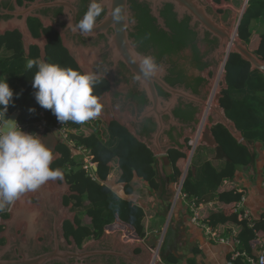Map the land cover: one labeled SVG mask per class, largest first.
Masks as SVG:
<instances>
[{"label": "trees", "instance_id": "16d2710c", "mask_svg": "<svg viewBox=\"0 0 264 264\" xmlns=\"http://www.w3.org/2000/svg\"><path fill=\"white\" fill-rule=\"evenodd\" d=\"M216 1L219 3L231 0ZM259 19L264 21V0H248L237 35L251 51L264 59V53L259 55L258 51L251 49L255 44L253 22ZM40 55L39 49L35 46L26 52L20 34L13 31L0 34V80L7 79L13 90L12 102L7 106L5 115L9 118L16 109H20L19 124L23 125L28 133L37 135L41 123L46 125L48 133L59 121L50 109H44L36 102L32 77L37 69L33 67L28 70L27 62L36 59L80 70L78 63L58 36H50L46 58L42 60ZM224 72L228 88L223 90L221 106L242 132L245 141L264 146V74L259 70H251L250 63L235 53H230ZM30 108H34L35 111L30 112ZM64 124L70 130L69 138L75 145L85 147L91 152L96 174L100 179L95 181L86 173L81 162L76 160L73 146H69L67 142L59 144L60 158L52 168L63 171L70 188L78 193L74 195L73 204L74 208L80 211V217L76 218L78 229L75 230L74 224L68 225V229L71 228L82 242L89 236L95 238L103 236L108 228L120 221V224L124 223L133 229L132 232L129 228L124 231L127 240L138 241V238H146V216L143 207L131 199L120 197L106 182L111 175L112 163L116 160L120 170L116 183L124 186L126 195L135 197L136 194L144 193L143 199L148 201L146 198L148 191L161 190L165 194L166 182L159 178L157 157L128 128L117 122L108 128L103 127L104 130H95L85 123L76 124L68 121ZM212 130L228 159H217L213 148L198 146L192 160V167L196 168V173L192 172L190 166L181 191L185 194L184 199L189 204L199 206V209L202 204L208 205L215 200L229 206L230 209L241 200L243 192L226 186V182L235 178L239 166L255 165L256 154L249 146L238 142L223 125L218 124ZM183 157H186L185 154L178 150L170 152L173 166V172L169 177L171 184L180 182L183 176L185 164L180 161ZM68 164L71 165V169H68ZM142 182L146 187L142 186ZM200 217L214 229L228 223L236 225L238 231L233 230L229 235L236 234L235 237L241 243L240 250L250 255L254 253L255 231L248 225V221L239 218V214H226L225 209H222L210 213L200 211ZM256 223L262 232L264 221ZM262 234L264 235V230ZM171 259L166 260V264H170ZM236 264L248 263L245 259L238 258Z\"/></svg>", "mask_w": 264, "mask_h": 264}, {"label": "flooded vegetation", "instance_id": "af4514ba", "mask_svg": "<svg viewBox=\"0 0 264 264\" xmlns=\"http://www.w3.org/2000/svg\"><path fill=\"white\" fill-rule=\"evenodd\" d=\"M38 1L39 4L46 5L58 0H0V21L12 19L21 21L23 19L21 14L12 16L8 12L30 7ZM65 1L70 7L42 6L33 10L31 14L42 16L47 24L38 16L27 15L26 25L29 31L35 39L44 40L45 52L50 36H58L63 45L66 42L73 47L72 52L66 49L76 62L77 50H80V57L83 59V63L79 66L81 71L98 73L100 83L95 86L94 92L100 98L103 116L100 115L95 119L100 120L103 127L108 128L117 122L128 129L134 127L143 139H153V134L158 128L154 118L139 119L151 103L141 91L140 83L126 63L122 60L117 61L109 47V38L114 35V29L109 28L106 33L97 35H84L75 30L68 20L73 16L77 24L92 0ZM102 1L99 0L100 3ZM200 1L227 29L232 30L236 25V30L239 15L234 16L235 12L232 9H224L221 5H233L237 0L219 3L216 0ZM129 5L130 38L140 53L153 56L159 66L165 67L164 80L172 90H175V93H170L157 87L159 96L165 101L176 99V104L171 109V117L163 116L167 129L162 135L161 143L168 151L169 157L171 150L187 153L190 149V139L196 135L202 136L210 127L212 107L217 104L218 98L221 105L224 90L221 75L225 71L226 57L231 53L232 44L222 46L219 38L201 28L199 22L193 23L189 15L180 16L171 4H164L159 9L162 23L153 15L150 3L129 0ZM102 7L103 11L97 18V23L102 21L107 12V8L103 5ZM64 17L68 20H64ZM13 32L20 34L23 40L20 30ZM232 32L233 38H236V31ZM34 46L41 54L40 47L31 44V47ZM71 191L73 194L64 196V204L74 213V220L65 218L60 227L55 218L50 230L40 227L37 240L29 238L23 233L24 230H20L21 228L6 229L4 222L9 218L8 213L13 203L0 211V250L7 246L3 259L17 260L23 264H36L31 260L58 252L59 254L52 256L58 258L42 264H115L111 254L102 253L109 251V248L100 245L90 247L92 248L90 250L97 249V253L83 261L80 260V250L95 243L102 236L99 238L89 236L80 242V237L76 236L71 228L68 229V225L74 224L73 227L77 230L76 218L80 217V211L75 209L73 204L74 195L78 193L72 189ZM6 232L8 235L5 234Z\"/></svg>", "mask_w": 264, "mask_h": 264}, {"label": "water", "instance_id": "95a60500", "mask_svg": "<svg viewBox=\"0 0 264 264\" xmlns=\"http://www.w3.org/2000/svg\"><path fill=\"white\" fill-rule=\"evenodd\" d=\"M73 1V0H71ZM140 2H147L152 5L153 15L161 21L160 17V7L164 4H171L174 7V11L180 16L187 14L192 18L193 23L199 22L201 28L206 29L213 36L217 37L221 41V45L228 46L232 44L231 53L240 55L245 61L249 62L251 65V70H259L264 74V59L258 56L255 52L251 51L246 43L240 39L233 38V32L231 29H227L222 22H220L217 17L208 10V7L202 3L200 0H139ZM107 8L106 15L100 23H97L93 31L90 33H83L84 35H97L101 33H106L109 28H113L115 33L109 38V47L113 52L114 58L122 60L126 63L129 70L132 72L136 80L140 83V89L143 91L151 105L148 106L139 117L140 120H143L146 117H153L154 121L158 125L156 133L153 134V139L148 140L147 138L143 139L136 131L134 127H129L130 132L136 136V138L145 143L148 148L153 152V154L158 159V168L160 179H166L167 175L172 174V163L170 157L168 156V151L163 148L161 143L162 135L167 129L166 124L163 120L164 115L171 117V109L176 104V99H171V101H165L158 94L157 87L164 89L167 92L175 93V90H172L169 85L164 80L165 67L159 66L160 70L158 74L152 77H144L138 68L136 60L139 56H143L140 53L136 46L133 43V40L129 36V29L131 26L130 22V5L129 0H103L101 3ZM65 5L70 7L65 0H58L51 4L42 5L39 4V1L31 4L30 7H23L19 11L8 12L10 15L14 16L21 14L23 19L17 21L12 19L10 21H0V34L4 35L8 31L20 30L23 35L24 47L26 52L30 51L31 44H35L40 47L42 58L45 59L46 52L44 47V40H37L33 37L26 25L27 15L38 16L46 24L47 22L40 15L31 14L33 10L40 8L42 6H60ZM224 9H232L229 6L222 4ZM233 10V9H232ZM234 11V10H233ZM118 14L119 18L114 15ZM242 13L238 16L236 33L238 26L242 17ZM68 20L67 18H63ZM71 27L75 30H78L75 25V17H70L68 20ZM79 31V30H78ZM80 32V31H79ZM64 46L67 49L73 51V47L68 45L66 42ZM225 51V50H223ZM78 54L77 63L80 66V63H83V59L80 57V50H77ZM229 55L226 57L228 60ZM225 61V63H226ZM224 63V64H225ZM223 87L224 89L228 88L226 75L223 76ZM219 99V98H218ZM217 99V104L212 107L211 118H210V127H208L201 136L200 144L213 148L216 151L217 159H228L226 152L223 147L218 144V141L213 133L212 128L218 124L223 125L230 134L238 141L243 143L246 146H249V143L244 140L242 132L237 128L234 121H232L226 114L225 109L219 104ZM21 115V110L16 109L10 116L9 119L15 120L18 124V119ZM101 116L103 114L100 113ZM99 115V116H100ZM173 122V118L171 120ZM41 139L52 148L53 152H56V147L59 144V138L54 133H48L46 135L40 136ZM193 138V137H192ZM251 149L253 150L252 145ZM58 154V153H57ZM57 154L54 156V159L57 157ZM164 172V173H163ZM192 172L196 173V168L192 167ZM187 176V173L184 174V179ZM183 179V181H184ZM63 180V179H62ZM61 194H68V186H58L54 181H48L42 185L37 191L29 192L24 194L18 201H15L12 205L10 211L11 221H5L4 224L7 230L10 228L18 227L20 230H24L23 233L26 234L29 238L38 239L40 227L49 228L53 226V220L56 218L58 226H62L61 223L65 218H74V213L66 211L67 208H63ZM166 194V193H165ZM33 213H36L33 218ZM59 227V228H60ZM6 235L7 232L5 233ZM106 234V233H105ZM8 245V244H7ZM100 245L103 248H109V251H104L102 253L111 254L114 257L115 264H138L127 252L126 249H131L136 246V244H131L123 249L121 242L119 241L118 236H102L100 242L97 245H90L86 250H80V260H84L89 256L97 253V249L90 250L92 248ZM7 246H4L0 250V264H23L17 260H5L3 259L5 250ZM57 250V248L55 249ZM54 254H59L58 252L39 256L32 259L31 261L36 264L45 263L48 260H52L58 257H52ZM158 255V254H157ZM156 255V256H157ZM72 257V256H71ZM63 259V258H62ZM120 259V262H119ZM152 262V260H151ZM151 264V263H149Z\"/></svg>", "mask_w": 264, "mask_h": 264}, {"label": "clouds", "instance_id": "9594fccd", "mask_svg": "<svg viewBox=\"0 0 264 264\" xmlns=\"http://www.w3.org/2000/svg\"><path fill=\"white\" fill-rule=\"evenodd\" d=\"M102 11L99 0H92L75 27L82 33H90ZM136 63L144 77L155 76L160 70L151 55L139 56ZM33 67L37 69L32 77L35 100L42 108L50 109L59 122L83 124L100 115L102 104L94 92L100 83L98 73L31 59L26 68ZM12 97L7 79L0 80V110L5 117ZM53 160L52 148L41 137L23 131L15 120L7 117L0 120V211L50 180H62V172L51 167Z\"/></svg>", "mask_w": 264, "mask_h": 264}, {"label": "crops", "instance_id": "0c3cea01", "mask_svg": "<svg viewBox=\"0 0 264 264\" xmlns=\"http://www.w3.org/2000/svg\"><path fill=\"white\" fill-rule=\"evenodd\" d=\"M237 1L242 2L243 0ZM246 6L247 2L244 4V7H242V14L244 13ZM252 28L254 35L253 41L255 44L252 45L251 49L258 51L259 55H262L264 53V21L261 19L254 21ZM21 129L27 132L25 127ZM46 130V128L43 130L39 129L38 136L40 137L42 135L55 132L52 128H50L51 131L48 133H46ZM56 134L59 138V144L61 142H65L64 140L60 139V135H58L57 132ZM59 144L56 147V152H53L54 156L57 153L58 154L57 157L53 160L51 167L60 158V154L58 152ZM68 145L72 146L70 144ZM250 145H252L253 150L251 149ZM200 146L202 145L200 144ZM249 147L251 151L256 154L255 165L239 166L235 178L232 181H227L226 186H231L237 188L239 191H242L246 198L244 204L242 205V208L248 210L253 220L264 221V146L260 143H252L249 144ZM184 154L187 159L188 152H185ZM74 155H76V160H78L80 157V152L75 151ZM180 161L185 162V157L180 159ZM67 166L69 169V164ZM61 172L63 174V180H55V182L58 186H68V194H61V200L63 208H67V210H65L70 212V209L68 208L69 206H66L64 204V196L71 195L73 194V192L70 189V185L66 181L64 172ZM119 174H111V176H113L112 181L114 182L110 184V187L120 197L124 199H131L138 205L143 207L144 214L146 216L147 236L144 239L138 238V241L127 240L126 235L124 234V231L126 230L125 228H123L124 223L120 224V221L115 223L114 226L108 228V230H106V234H104L103 236H118L124 250L129 245V243L136 244V246L131 249L127 248L126 252L134 260H136L138 264H149L151 263V260L155 258L158 259L156 264H166V260L170 258H172L170 264H227L231 256L232 245L218 241L217 239L211 237L205 228L194 224L191 219V216L193 214L191 204H189L183 197L180 199V201H177V207H174V205L172 207L171 197L173 196L172 191L174 186H171V183L169 181V177L171 175H167L165 179L166 194H164L161 190L148 191V195L146 196L148 201H145L143 199L145 197L144 193L136 194L137 196L135 197L126 195L124 193V186L122 184L116 183V179ZM183 182L184 181L181 178L180 182L173 185L183 186ZM107 184L109 185V182ZM143 184L144 183L142 182V186L146 187V185ZM170 204L171 206H169ZM228 207L229 206H226L223 203H219L215 200L208 205L202 204L200 206V211L204 213H210L213 210L225 209L226 214H233V208L229 209ZM8 214L9 218L6 221H11L10 212ZM72 220H74V218ZM216 228L217 229L213 228L214 232H217L219 237L228 236L225 238H229L233 234L232 233L231 235H229L233 230L238 231L237 226L233 225L232 223H228L224 226H219ZM261 229L263 232L264 224ZM227 230H229V233H227ZM129 231L132 232L133 230L129 228ZM159 235L162 237V239L163 237L165 238L168 236L171 242L168 249L165 250L164 248L156 256L157 250L160 249V246L157 247V250L155 249V244L159 240ZM100 240L101 238L91 245H97ZM163 243H165V240ZM89 246L90 245L84 247V249L86 250ZM153 254H155L154 258ZM130 264L132 263L130 262Z\"/></svg>", "mask_w": 264, "mask_h": 264}, {"label": "built area", "instance_id": "2783aa9c", "mask_svg": "<svg viewBox=\"0 0 264 264\" xmlns=\"http://www.w3.org/2000/svg\"><path fill=\"white\" fill-rule=\"evenodd\" d=\"M247 2V0H246ZM245 2V3H246ZM237 36V33H236ZM5 119L2 111L0 110V120ZM19 126L21 128H24L23 125ZM39 129L43 130L46 128V125L44 123H41L39 126ZM55 132L58 133V135H60V137L67 142L68 144L72 145L73 147H75V143L72 139L69 138V133L70 130L61 122H59L56 126L51 127ZM199 139L201 141V135H196L193 138L190 139L189 143H190V149L192 151V153L195 154L196 150H197V146H198V142ZM189 149V150H190ZM76 151L80 152V157L77 160V162H81L84 170L86 171V173L92 177V178H96L97 174H96V169H95V162L93 160V156L91 154V152L89 150H87L85 147H76ZM89 151V152H88ZM188 157V156H187ZM189 165H186V169L187 170L185 173L188 172L189 170ZM71 165H69V169H71ZM184 174L182 176V179L184 178ZM179 189H178V194L177 197L179 198L181 196V198L185 197V194L182 193L181 191V185H178ZM246 198L243 194L241 200L236 204L235 207H233V213L234 214H239V218L240 219H244L246 221H248V225L253 228V230L255 231L256 234V238H255V244L253 246V250L254 253L252 255L248 254L246 251H242L239 249V245L240 240H238L235 236L236 234L233 233L229 238H222L219 237L217 232H214L213 228H211L206 222H204L201 217H200V209L199 206L195 205V204H191V208H192V222L198 226H201L202 228H205L208 232V234L217 239L218 241L222 242V243H226V244H231L232 245V249H231V256L229 261L227 262V264H236V260L238 258H243L246 260V262L248 264H264V238H263V234L260 230V228L258 229L257 227V223L256 221L258 220H253V218L250 216L248 210L242 208V205L244 204Z\"/></svg>", "mask_w": 264, "mask_h": 264}, {"label": "rangeland", "instance_id": "374dc122", "mask_svg": "<svg viewBox=\"0 0 264 264\" xmlns=\"http://www.w3.org/2000/svg\"><path fill=\"white\" fill-rule=\"evenodd\" d=\"M244 4H245V0H243L242 2L241 1H237V2H235V4L233 3V5H231V7H232V9L234 10V12H235V14H234V16L236 15V14H238V15H240L241 14V11H242V7H244ZM238 11V12H237ZM236 26V25H235ZM235 26H233V28H232V30L231 31H234L235 32ZM236 39H239L238 38V35L236 36ZM225 75V72H223V76ZM223 76L221 75V77H222V82H223ZM85 125H88V126H90V127H92L93 129H95V130H104L103 129V124L100 122V120H98V119H93V120H90V121H87V122H85ZM72 130V129H71ZM69 135V134H68ZM194 137V136H193ZM60 139L61 140H63L61 137H60ZM76 145H75V147H74V150L76 151ZM89 152V151H88ZM185 166H184V168L186 167V165H187V159H186V157H185ZM112 171H111V174H113V175H118L119 174V167H118V164H117V161L116 160H114L113 161V163H112ZM186 169V168H185ZM184 169V172H186L187 170H185ZM92 178V177H91ZM93 180H95V181H100V179L98 178V176L94 179V178H92ZM113 180V176H111L110 175V178H109V180L106 182V184L109 182V187H110V184H112L114 181H112ZM171 186H174V188H173V191H172V194H173V196L171 197V204H172V207H173V205H174V207H177V205H178V202L177 201H180V199H181V196L178 198L177 197V194H178V189H179V186L178 185H173V184H171ZM111 188V187H110ZM112 189V188H111ZM113 190V189H112ZM114 191V190H113ZM115 192V191H114ZM116 193V192H115ZM172 216V215H171ZM171 216H170V218H171ZM124 225V228L126 229V228H130V229H132L130 226H128V225H126V224H123ZM133 230V229H132ZM158 238H159V240L157 241V243L155 244V246H156V250H157V247H159L160 246V249L159 250H157V252H156V255L159 253V252H161L164 248H165V250L166 249H168L169 248V246H170V238H168V236L167 237H163V239H162V237L159 235L158 236ZM168 238V239H167ZM161 240H162V244H161ZM164 240H165V243H163L164 242ZM163 246V247H162ZM154 256H155V254H153V258H154ZM157 261H158V259L157 258H155V259H153L152 260V262H151V264H156L157 263Z\"/></svg>", "mask_w": 264, "mask_h": 264}, {"label": "bare ground", "instance_id": "6f19581e", "mask_svg": "<svg viewBox=\"0 0 264 264\" xmlns=\"http://www.w3.org/2000/svg\"><path fill=\"white\" fill-rule=\"evenodd\" d=\"M247 2H248V0H247ZM223 76V75H222ZM65 125V124H64ZM66 126V125H65ZM67 127V126H66ZM68 128V127H67ZM198 146H200V139H199V142H198ZM197 146V147H198ZM194 153H192V151H191V149L188 151V157H187V164L189 165V166H192V160H193V157H194ZM190 168V167H189ZM184 179V178H183ZM182 179V180H183ZM181 187H182V185H181ZM181 189V188H180Z\"/></svg>", "mask_w": 264, "mask_h": 264}]
</instances>
